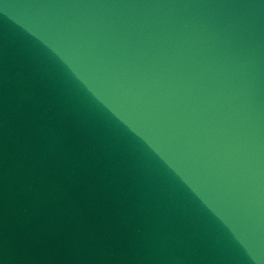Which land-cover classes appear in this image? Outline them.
<instances>
[{"label":"water","instance_id":"1","mask_svg":"<svg viewBox=\"0 0 264 264\" xmlns=\"http://www.w3.org/2000/svg\"><path fill=\"white\" fill-rule=\"evenodd\" d=\"M0 264H264V0H0Z\"/></svg>","mask_w":264,"mask_h":264}]
</instances>
